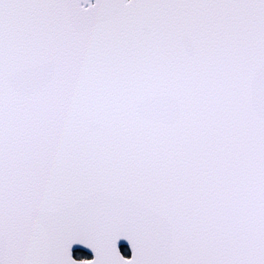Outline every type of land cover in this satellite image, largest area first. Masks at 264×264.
Wrapping results in <instances>:
<instances>
[{
	"label": "snow or ice",
	"instance_id": "6c2138e0",
	"mask_svg": "<svg viewBox=\"0 0 264 264\" xmlns=\"http://www.w3.org/2000/svg\"><path fill=\"white\" fill-rule=\"evenodd\" d=\"M0 264H264V0H0Z\"/></svg>",
	"mask_w": 264,
	"mask_h": 264
},
{
	"label": "trees",
	"instance_id": "16d2710c",
	"mask_svg": "<svg viewBox=\"0 0 264 264\" xmlns=\"http://www.w3.org/2000/svg\"><path fill=\"white\" fill-rule=\"evenodd\" d=\"M121 251L123 252V254H128V249L126 246H121Z\"/></svg>",
	"mask_w": 264,
	"mask_h": 264
},
{
	"label": "water",
	"instance_id": "95a60500",
	"mask_svg": "<svg viewBox=\"0 0 264 264\" xmlns=\"http://www.w3.org/2000/svg\"><path fill=\"white\" fill-rule=\"evenodd\" d=\"M120 245H126L127 246V243L125 242V241H121L120 242ZM128 247V246H127ZM129 249V248H128ZM131 255V253H130V249H129V256ZM127 257V256H126Z\"/></svg>",
	"mask_w": 264,
	"mask_h": 264
},
{
	"label": "flooded vegetation",
	"instance_id": "af4514ba",
	"mask_svg": "<svg viewBox=\"0 0 264 264\" xmlns=\"http://www.w3.org/2000/svg\"><path fill=\"white\" fill-rule=\"evenodd\" d=\"M89 255H91V254L89 253Z\"/></svg>",
	"mask_w": 264,
	"mask_h": 264
}]
</instances>
